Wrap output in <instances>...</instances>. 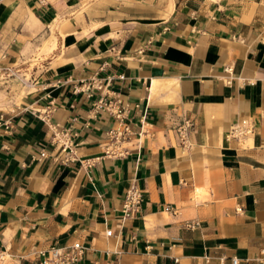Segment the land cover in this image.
Returning <instances> with one entry per match:
<instances>
[{
	"label": "crops",
	"instance_id": "obj_1",
	"mask_svg": "<svg viewBox=\"0 0 264 264\" xmlns=\"http://www.w3.org/2000/svg\"><path fill=\"white\" fill-rule=\"evenodd\" d=\"M14 70L29 78L0 108V264L75 241L80 264H259L264 0H0V71ZM100 99L127 104L132 127L144 116L153 136L105 157L115 120ZM183 116L188 150L172 130ZM243 119L251 134L227 137ZM61 127L75 145L67 163L52 142ZM133 180L144 200L124 218Z\"/></svg>",
	"mask_w": 264,
	"mask_h": 264
},
{
	"label": "built area",
	"instance_id": "obj_2",
	"mask_svg": "<svg viewBox=\"0 0 264 264\" xmlns=\"http://www.w3.org/2000/svg\"><path fill=\"white\" fill-rule=\"evenodd\" d=\"M122 77V76H121ZM95 85L96 82H93ZM92 86V85H91ZM97 108H105L111 112L114 117L115 125L106 132V138L103 143V155L109 158H122L129 154L131 150L137 148L143 137H152L154 132L148 127L144 116L140 118V124L134 129L128 120L129 106L122 104L119 100L104 101L100 99ZM46 119V115L44 116ZM177 145L188 150L192 146L191 135L194 131V119L190 116H183L174 124L172 128ZM252 132V125L248 119H243L235 126H232L227 137H234L238 140L247 137ZM52 142L58 146L64 157L61 159L63 163L75 160L74 143L69 127H61L53 131ZM40 157H46V152H40ZM97 158L81 160L82 164L90 166ZM144 200L143 189L140 188L136 180L130 184L125 191L122 201V212L124 218H132L139 211L142 201ZM163 210L170 214H176L177 208L172 204H166ZM238 208L236 211H239ZM185 227L196 228L199 225L197 220L185 222ZM111 234V230L106 232ZM87 247L79 241H75L70 245L51 246L39 251L38 259L31 264H80L84 258ZM259 264H264V248L259 251V255L255 258ZM89 264H112L108 260L93 259ZM230 264H241L239 258L232 256Z\"/></svg>",
	"mask_w": 264,
	"mask_h": 264
},
{
	"label": "rangeland",
	"instance_id": "obj_3",
	"mask_svg": "<svg viewBox=\"0 0 264 264\" xmlns=\"http://www.w3.org/2000/svg\"><path fill=\"white\" fill-rule=\"evenodd\" d=\"M25 78L28 79L29 74H23V70L0 71V108L9 106L25 93Z\"/></svg>",
	"mask_w": 264,
	"mask_h": 264
},
{
	"label": "bare ground",
	"instance_id": "obj_4",
	"mask_svg": "<svg viewBox=\"0 0 264 264\" xmlns=\"http://www.w3.org/2000/svg\"><path fill=\"white\" fill-rule=\"evenodd\" d=\"M249 139V138H248Z\"/></svg>",
	"mask_w": 264,
	"mask_h": 264
}]
</instances>
